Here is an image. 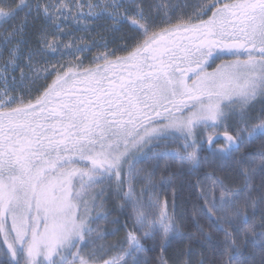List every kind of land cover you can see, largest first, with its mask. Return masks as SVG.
<instances>
[{
    "label": "snow or ice",
    "instance_id": "6c2138e0",
    "mask_svg": "<svg viewBox=\"0 0 264 264\" xmlns=\"http://www.w3.org/2000/svg\"><path fill=\"white\" fill-rule=\"evenodd\" d=\"M85 6L88 12L73 15V9ZM160 8L151 0H108L103 5L0 0V22L18 21L0 34V264H120L124 256H85L104 238L91 224L107 219L89 216V202L97 207L105 189L87 199L85 193L105 181L131 208L135 232L127 234L124 255L130 259L124 264H143L138 257L150 241L163 251L169 238L181 236L166 211L167 202L142 201L133 187L140 171L134 166L121 179L129 158L145 148L138 163L171 159L181 168L199 167L205 150L213 162H230L229 169L244 177V188L233 190L223 179H214L205 211L224 234V264H242V249L249 246L259 251L258 264H264V192L254 195L248 184L254 169L235 156L255 135L264 136V120L249 124L250 107L258 97L264 102V0L178 3L174 12L184 10L189 20L198 22L170 28L160 27ZM90 17L107 18L121 26L115 31L131 35L122 47L96 56L94 68L77 71L65 64L61 71L43 61L71 47L59 40L66 22ZM30 19L44 25L37 29L35 47L25 39ZM117 51L127 55L118 57ZM39 61L47 73L45 83L37 87L33 81L27 88L31 77L25 68L40 79ZM17 71L19 82L11 75ZM18 88L27 90L23 96L11 95ZM229 121L234 122L231 132ZM176 142H182L180 147L170 150ZM260 171L264 173V161ZM145 178L151 184L150 176ZM200 232L205 235L202 227ZM249 260L257 264L255 256ZM161 264L166 262L161 259Z\"/></svg>",
    "mask_w": 264,
    "mask_h": 264
},
{
    "label": "trees",
    "instance_id": "16d2710c",
    "mask_svg": "<svg viewBox=\"0 0 264 264\" xmlns=\"http://www.w3.org/2000/svg\"><path fill=\"white\" fill-rule=\"evenodd\" d=\"M16 2L19 3V0H16ZM151 2L161 5L159 16L163 22L160 27L166 28L170 25L189 21L188 17L185 16L184 10L174 12V5L178 3L195 4L197 0H151ZM188 11L189 15H191L190 9ZM84 22L85 20H81L79 23H66L65 33L75 32L77 35L76 29L83 26ZM10 24L11 22L2 23L0 25V33L2 32V27L6 28L5 30L7 31ZM31 24L28 26L29 32H27V39L29 44H31L29 47L34 46L32 44L36 43L33 35L37 34V29L44 26L42 23L35 25L32 22ZM49 31H52V29L49 28ZM109 32L110 34H106L105 40L114 41L110 44L114 48L123 46L127 37L131 35L127 30H113V32L109 30ZM64 36L59 38L60 42L71 45L70 48H72L76 44V42L72 43L74 36L70 39ZM106 43L104 42L103 44ZM89 44L93 46L96 43ZM70 48L62 47L60 52L64 53ZM261 120H264V102L259 100L249 109V124L255 125L260 123ZM233 123V121L228 122L230 132ZM180 143L182 142L170 143V150L179 148ZM220 143L223 144L224 141L221 140ZM204 147L205 149L207 148L206 145ZM200 155L202 159L199 167L184 166L181 168L178 162L171 159L149 163L141 160L139 163L136 162L134 164V167L140 170L133 182L137 195L140 196L145 204L154 198H158L162 206L167 202L166 211L175 220L181 232L179 238H169L163 251L158 245L151 241L148 242L145 245L144 252L138 257L143 264H161V259L166 264H183L184 260L190 261V264H224L228 260L224 245V234L207 216L205 197L211 199V185L216 178L223 179L227 186L233 190L243 189L245 179L239 175L237 169H229L228 164L230 162L225 164L213 162L207 150L201 152ZM235 156L237 158L242 156L245 159V168L254 169L252 179L248 184L250 188L254 189V195L258 197L261 192H264V173L260 171L261 162L264 161V136L255 135L239 152L235 153ZM127 172L124 180L127 179ZM146 176H150L151 184L145 178ZM162 177L166 179L162 180ZM168 179L171 180V183L167 182ZM143 189L150 190L142 192ZM123 191H128L127 183H125ZM214 195L217 198L219 197V189L215 190ZM101 205L102 207L100 206L97 209L94 218L106 215L107 219L96 220L95 223L91 224V227L94 229L98 228L104 238L98 240L95 246L86 250V258L89 252H95L98 256L102 255L105 260H120L121 256H124V260H129L130 258L124 255V250L128 248L126 237L129 232H135L132 219L130 218V206L112 188L108 189L104 194ZM249 214L251 215V211ZM259 220L260 212L257 211L256 221L259 222ZM201 227L204 229L205 235H201ZM257 231H259V228H257ZM209 233L211 234L210 238L206 235ZM136 234L139 235V233ZM95 235L96 233L94 232L93 236ZM189 237H192V239H189ZM252 256H255L258 264V250L253 249L251 246L247 250L242 249V264L243 261L249 260ZM124 260H120V264H124ZM249 264H252L251 260H249Z\"/></svg>",
    "mask_w": 264,
    "mask_h": 264
},
{
    "label": "rangeland",
    "instance_id": "374dc122",
    "mask_svg": "<svg viewBox=\"0 0 264 264\" xmlns=\"http://www.w3.org/2000/svg\"><path fill=\"white\" fill-rule=\"evenodd\" d=\"M28 2L32 3L33 0H29ZM45 2H47V0H45ZM75 2L77 4L91 3V4L95 5V4L99 3V4L103 5V4H106L108 2V0H75ZM88 11H89V9L86 6L78 8V9H73V15H76L77 12H88ZM92 11L95 13H99L101 11V9L100 8H93ZM23 15H24V13H20L21 17H23ZM203 18L207 19V17H203ZM191 21H194L192 23L197 22L196 19L193 17L191 20L186 21V22H181V23H189ZM17 22L18 21H13V22H11V24H14ZM32 22L33 21H31V19H30L29 25H32L31 24ZM70 22H75V21H68L66 23L70 24ZM34 23L36 25V24L42 23V21H34ZM117 27H121V26L120 25H114L113 22L107 18L95 19L93 17H90L87 21L84 22L83 26L76 29L77 35L75 34V32H72V33L66 32L65 34L60 36V37H63L64 35H66L64 37L67 39L68 38L70 39L71 37L74 36V40L72 43L76 42V44H74V46L72 48L68 49L66 52L64 51V53L60 52L59 54L45 56L43 58V61H50L51 65H55L56 68L58 70H61V71L66 70V68H63V65H65V64H67L70 67L75 66L77 71H83L86 68H94L96 65L93 61H94V58L96 56H98L102 52H110V51L118 48V46H116V48L110 46V44L114 41H111V40L106 41L105 40L106 34H108V33L110 34L109 30H112V32H113V30H115L114 28H117ZM3 28L4 27H2V32L0 34H4L8 30L9 31L11 30L10 26L7 29V31L5 30L6 28H4V29ZM27 32H29V28H27V30H26L25 39L28 38ZM33 36L35 38V39L33 38L34 41H36L37 40V34H35ZM104 42H107V43L103 44ZM89 43H96V44L93 46H90ZM35 44L36 43L32 44V45H34L32 47H35ZM29 45H31V44H29ZM104 45H107V48H105ZM0 47H2V42H0ZM76 48H86L89 50H86V51L81 52V53H77V52H75ZM125 55H127L126 52H123V51H117L116 52V56H118V57H122ZM4 57H5V59H7V52L4 53ZM240 58L243 59L244 57H240ZM25 59H26V57H25ZM110 59H115V57H110ZM230 59H236V57H224V60H230ZM43 61H39V66L41 68V71L38 73V75H39L40 79H37L36 73L29 71L27 68H25L26 74L29 77H31V80L26 81L27 88L33 87V81H35L37 87H39L45 83L43 77L45 75H47V73H45L43 71ZM0 63H3V61H0ZM220 63H221L220 60L216 61V65H218ZM51 65L49 66V71H51ZM216 65H213V68H215ZM21 66L23 67V64H21ZM213 68H209L208 70L212 71ZM11 75H14L17 78V82H19V79H20L19 71L15 72V73H11ZM54 78L55 77L53 76L52 79H54ZM47 83H51V79H49L47 81ZM9 86L11 87V82H9ZM26 90L27 89L21 90L18 88L14 93H11V95L23 96L25 94ZM0 91H3L2 85H0ZM27 98H31V97H27ZM259 100H260V98L258 97L257 101L255 103L259 102ZM255 103H253V105ZM13 106H15V105H13ZM201 139H203V138L201 137ZM144 152H147V148H145L142 152L137 153L135 156H132L129 158L128 165H125L124 172H122V174H121V179H125V175H126V172L128 171L129 166H134V164L137 162L139 157H141L143 155ZM75 183H76V181H74V184ZM101 187H103L105 189L104 194L107 192L108 189H110V187H108V181H105L104 185L97 186L95 189H93L91 191H87L85 193V198L87 199L89 196H91V197L97 196V193L100 191ZM104 194H103V196L98 197V200H97L98 206L97 207L93 208L91 202H89V216L91 218H94L97 209L100 208V205L104 199Z\"/></svg>",
    "mask_w": 264,
    "mask_h": 264
},
{
    "label": "flooded vegetation",
    "instance_id": "af4514ba",
    "mask_svg": "<svg viewBox=\"0 0 264 264\" xmlns=\"http://www.w3.org/2000/svg\"><path fill=\"white\" fill-rule=\"evenodd\" d=\"M197 21V20H196ZM192 22H194V21H191L190 23H192ZM198 22V21H197ZM2 24V22H0V25ZM176 25V24H175ZM172 26H174V25H170V26H168V27H166V28H170V27H172ZM222 133V132H221ZM223 134V133H222ZM223 140V139H222Z\"/></svg>",
    "mask_w": 264,
    "mask_h": 264
},
{
    "label": "water",
    "instance_id": "95a60500",
    "mask_svg": "<svg viewBox=\"0 0 264 264\" xmlns=\"http://www.w3.org/2000/svg\"><path fill=\"white\" fill-rule=\"evenodd\" d=\"M221 135H222V133H221Z\"/></svg>",
    "mask_w": 264,
    "mask_h": 264
}]
</instances>
